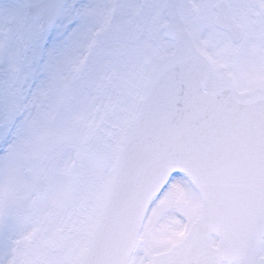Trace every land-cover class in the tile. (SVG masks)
Masks as SVG:
<instances>
[{
  "label": "snow or ice",
  "instance_id": "1",
  "mask_svg": "<svg viewBox=\"0 0 264 264\" xmlns=\"http://www.w3.org/2000/svg\"><path fill=\"white\" fill-rule=\"evenodd\" d=\"M0 264H264V0H0Z\"/></svg>",
  "mask_w": 264,
  "mask_h": 264
}]
</instances>
